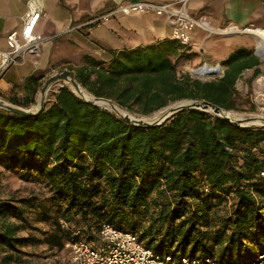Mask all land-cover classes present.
I'll return each instance as SVG.
<instances>
[{
    "label": "trees",
    "instance_id": "obj_1",
    "mask_svg": "<svg viewBox=\"0 0 264 264\" xmlns=\"http://www.w3.org/2000/svg\"><path fill=\"white\" fill-rule=\"evenodd\" d=\"M196 58L191 45L164 39L111 50L108 61L86 57L74 77L90 94L137 115L182 100L241 111L237 81L248 69L257 76L260 61L240 48L221 78L179 76L178 65ZM42 78L28 77L26 97L9 102L31 108ZM0 169L46 188L0 197V264L20 263L23 247L41 244L66 252L68 263L66 242L98 241L105 224L176 260L253 264L264 254V126L238 127L197 109L158 126L135 125L63 85L35 115L0 108Z\"/></svg>",
    "mask_w": 264,
    "mask_h": 264
},
{
    "label": "crops",
    "instance_id": "obj_2",
    "mask_svg": "<svg viewBox=\"0 0 264 264\" xmlns=\"http://www.w3.org/2000/svg\"><path fill=\"white\" fill-rule=\"evenodd\" d=\"M144 1L164 3L171 0ZM116 5L115 0H0V49L7 50L8 35L22 29L25 14L32 7L42 10L36 33L48 38L39 55H29L23 64L4 72L0 77V98L9 101L13 97H26L25 82L31 75H42V82L47 76L69 68L74 72L75 68L85 64L86 57L108 61L111 50L147 46L172 38L171 24L165 17L155 14H118L106 21L85 25ZM189 11L195 16L206 17L214 27L222 30L237 26L264 31V0H191ZM206 35L210 37L206 38ZM215 36L196 29L192 32L193 50L211 55L212 51L207 48ZM236 37H248L255 42L252 36L242 33L221 36L223 39ZM235 42L221 45L234 50ZM241 49L249 53V50ZM253 55L258 59L256 54ZM258 60L261 69L258 76L263 78L264 64ZM248 70L254 72L255 68Z\"/></svg>",
    "mask_w": 264,
    "mask_h": 264
},
{
    "label": "built area",
    "instance_id": "obj_3",
    "mask_svg": "<svg viewBox=\"0 0 264 264\" xmlns=\"http://www.w3.org/2000/svg\"><path fill=\"white\" fill-rule=\"evenodd\" d=\"M190 2L191 0H171L164 3L125 1L92 18L85 25L100 23L118 14H155L168 20L173 27L172 38L183 44H192V32L196 29L210 35H221L218 32L220 29L214 27L206 17L190 13ZM41 15L40 8H29L22 29L14 30L8 35L7 50L0 49V77L9 68L23 64L29 55H39L42 44L48 40L36 33ZM80 27L82 26L76 28ZM251 29L257 28L240 29L231 26L224 30L227 31V35H232ZM65 250L70 253L69 262L65 264H225L209 258L201 260L182 257L176 260L170 254H158L148 248L139 235L120 230L111 224L103 225L98 241L83 238L69 241L65 244ZM253 264H264V254H261Z\"/></svg>",
    "mask_w": 264,
    "mask_h": 264
},
{
    "label": "rangeland",
    "instance_id": "obj_4",
    "mask_svg": "<svg viewBox=\"0 0 264 264\" xmlns=\"http://www.w3.org/2000/svg\"><path fill=\"white\" fill-rule=\"evenodd\" d=\"M221 36L222 35H216L212 39V42H210V46L207 49L209 51L210 48V51H212V53H210L211 55H208L202 51L198 53V58L188 62L180 63L177 68L179 76L185 73H189L191 75L190 73L191 70H196L199 67L201 68L208 63L218 64V66L220 65L222 68H224L223 73H225L228 66L225 64L224 60L230 56L228 55L230 52L232 53L238 48H245L249 50V52H252L253 54H255L256 52V48H255L256 42H253L248 37L223 39L221 38ZM227 36H231V35H227ZM208 37L210 36L206 35V38ZM234 41H236L235 42L236 47L234 48V50L230 48L228 49L226 47L222 48L221 43L228 45V43H234ZM212 54H214V56H212ZM256 56L258 57V59H261V57H259L258 55ZM262 62L264 64L263 60ZM68 71H70L72 76L74 77L73 70L69 68ZM223 73L215 77H209L208 75L201 74V77L203 79L208 78L205 80L210 81L221 78ZM53 75L54 74L47 76L41 82L38 95L41 92L46 81ZM192 77L201 80V77H197V76H192ZM63 85H67L73 90L72 86L67 81L59 80L57 82H54L50 87L47 101L49 100L50 93L56 91L58 87ZM236 90H237L236 97L238 99V104H239L238 107L241 109V111L239 112L230 111V112L241 116L242 119L252 120L250 121V123H244V124H263L262 118H264V77L262 79L260 75L254 76L253 70H246L238 79L236 84ZM0 99L3 100L2 98ZM3 101L12 104L9 101H5V100ZM33 106H35V104ZM131 114L133 115V117H139V118L143 117L142 115H137L134 113ZM253 127H262V126H253ZM42 192L43 193L46 192V188H44L42 185H38L30 180L22 179L20 176H18L13 172H6L0 169V197L5 199L15 197L16 199H20L23 197H30L32 194H38V193L41 194ZM31 222L35 223V221L33 220H31ZM34 225L46 231L51 229V225H49L48 223H39V224L37 223ZM29 234H32V229H29V231L22 233L23 236H28ZM36 234H38L37 231ZM22 250H23V254H22L23 261L20 263L13 262L11 264H65L64 256L67 254L66 252L56 254L55 252L49 250V248L44 244L37 246L28 245L26 247H23Z\"/></svg>",
    "mask_w": 264,
    "mask_h": 264
},
{
    "label": "water",
    "instance_id": "obj_5",
    "mask_svg": "<svg viewBox=\"0 0 264 264\" xmlns=\"http://www.w3.org/2000/svg\"><path fill=\"white\" fill-rule=\"evenodd\" d=\"M117 4H121L124 2V0H115ZM130 1V0H127ZM255 54L257 55V52H255ZM198 70H200V68H198ZM196 70V71H198ZM194 70H191L190 73L192 76H197V73ZM224 76V73L223 75ZM221 76V77H222ZM71 79L73 81V83L79 88L80 86H82L71 74L70 71L65 70L63 72H59L54 74L53 76H51L46 83L44 84L41 92L43 94H45L47 91H50V87L54 82H57L59 80H64L67 81ZM201 80L203 82H206L207 80L202 79ZM76 93V92H75ZM81 99H83L85 102L91 104V105H96L99 106L101 108H105V109H109L111 111H113L114 113H116L118 116L126 119L127 121L135 124V125H143V126H158L163 124L166 120L170 119L172 116H174L175 114L179 113L182 110L185 109H197V110H201V111H207L210 112L208 110V108H214L217 109L218 112H222V113H213L217 116L226 118L227 120H229L230 122H232L234 125L238 126V127H253L250 125H244V123L250 122V119L244 120L242 121H236L234 119H232L229 115H225V113H229L230 111L225 110L223 108H220L218 106H215L213 104H211L210 102H207L205 100H182V101H178L172 105H169L167 107H164L162 109H160L159 111L153 113L151 116H143L141 118L139 117H133L130 118L127 115H125L121 110H125L123 108H121L118 104L104 99V98H99L96 97L94 95L91 94L90 98H85L83 95H80L78 93H76ZM47 98L45 97L44 100L41 101L40 107L36 110H34L33 108H29V109H25L22 107H18L12 104H9L7 102H4L3 100L0 99V108L12 111L14 113L17 114H21V115H35L37 113H39L46 105L47 103ZM100 102H108L109 104H111V106H106L103 104H100ZM159 113V114H158ZM212 113V112H210ZM156 114H158L156 116ZM262 120L264 121V118H262ZM243 124V125H242ZM264 126V123L263 125Z\"/></svg>",
    "mask_w": 264,
    "mask_h": 264
},
{
    "label": "bare ground",
    "instance_id": "obj_6",
    "mask_svg": "<svg viewBox=\"0 0 264 264\" xmlns=\"http://www.w3.org/2000/svg\"><path fill=\"white\" fill-rule=\"evenodd\" d=\"M219 34H221L222 36H227V31L226 30H222L220 29ZM242 34H247L250 35L254 38L255 42H256V51L257 54L261 57V59L264 61V31L263 30H258V29H251L249 31H242ZM232 36V35H231ZM200 68V67H199ZM224 68H222L220 65L218 66V64H206L203 67L200 68V70L196 71L197 73V77L201 76V74L204 75H208L209 77H215L217 75H221L223 73ZM204 79H208V78H204ZM263 79V78H262ZM67 82L72 86L73 90L75 92H77L80 95H83L85 98H90L91 94L89 92H87L82 86H80L79 88L73 83V81L71 79L67 80ZM49 91H47L45 94H43L42 92L39 93L38 99H37V104L36 106L32 107L34 110L38 109L40 107L41 101L45 99V97H48ZM100 104L106 105V106H111V104H109L108 102H100ZM208 110L212 113H222V112H218L217 109L214 108H208ZM125 115H127L130 118H133V115L127 111V110H121ZM159 114V113H158ZM156 114V116L158 115ZM225 115H229L232 119L236 120V121H244L247 119H242L241 116L237 115V114H233L231 112H227L225 113ZM251 120V119H250ZM252 121V120H251ZM263 121V120H262ZM250 123V122H247ZM264 123V121H263ZM244 125H250V126H261L263 124H244Z\"/></svg>",
    "mask_w": 264,
    "mask_h": 264
}]
</instances>
